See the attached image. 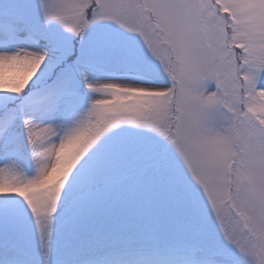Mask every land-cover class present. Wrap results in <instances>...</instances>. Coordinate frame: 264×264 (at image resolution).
<instances>
[{
  "label": "snow or ice",
  "instance_id": "1",
  "mask_svg": "<svg viewBox=\"0 0 264 264\" xmlns=\"http://www.w3.org/2000/svg\"><path fill=\"white\" fill-rule=\"evenodd\" d=\"M0 264H264V0H0Z\"/></svg>",
  "mask_w": 264,
  "mask_h": 264
}]
</instances>
